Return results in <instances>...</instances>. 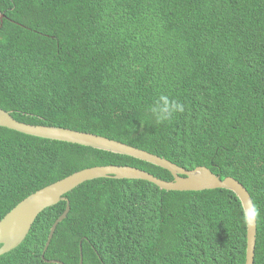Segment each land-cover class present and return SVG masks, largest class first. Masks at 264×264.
I'll return each mask as SVG.
<instances>
[{
	"label": "trees",
	"instance_id": "obj_1",
	"mask_svg": "<svg viewBox=\"0 0 264 264\" xmlns=\"http://www.w3.org/2000/svg\"><path fill=\"white\" fill-rule=\"evenodd\" d=\"M163 22L171 39L162 38ZM207 33L240 47L228 60L229 85L184 81V66L173 60V44ZM160 93L184 105L163 123L150 113ZM0 107L22 122L92 132L188 169L236 177L260 210L254 264H264V0H202L185 12L175 0H0ZM109 164L173 180L169 170L133 156L0 126V220L31 193ZM67 197L72 207L47 259L246 264L242 202L229 189L165 190L147 180L102 177ZM66 206L46 208L0 264H60L42 254Z\"/></svg>",
	"mask_w": 264,
	"mask_h": 264
},
{
	"label": "water",
	"instance_id": "obj_2",
	"mask_svg": "<svg viewBox=\"0 0 264 264\" xmlns=\"http://www.w3.org/2000/svg\"><path fill=\"white\" fill-rule=\"evenodd\" d=\"M0 126L46 139L65 141L113 153L126 154L161 166L169 170L173 175V180H166L137 166L114 164L78 170L31 193L0 220V256L14 250L25 241L38 216L46 208L60 201H66V209L54 222L42 254L43 259L49 263L65 264L58 259H47L45 254L58 225L67 218L71 210V201L67 197V194L84 182L97 178L143 179L155 183L165 190L199 191L225 188L233 191L242 203L244 201L247 202L249 199L254 203L250 191L240 180L232 175L222 178L207 166H197L196 168L188 169L148 150L92 132L61 126L22 122L16 119L10 111L1 107ZM247 236L246 264H254L258 238V217L253 226L247 225ZM83 263L84 256L82 254L80 264Z\"/></svg>",
	"mask_w": 264,
	"mask_h": 264
},
{
	"label": "clouds",
	"instance_id": "obj_3",
	"mask_svg": "<svg viewBox=\"0 0 264 264\" xmlns=\"http://www.w3.org/2000/svg\"><path fill=\"white\" fill-rule=\"evenodd\" d=\"M201 1L187 0L185 3L179 4L175 0V7L179 12L192 11L200 5ZM158 26L162 32V38H170L167 24L163 22ZM208 47L211 49V54L208 52ZM239 48V46L225 41L221 34L207 33L204 38L194 37L181 47H175L173 44V60L179 61L184 66V81L197 82L201 77H205L209 80L208 87H218L229 85L232 72L228 60L237 53ZM212 54L220 59L214 60L211 57ZM201 91L205 92L206 90ZM183 111L184 105L181 102L164 93H160L150 107V113L157 123L169 121L176 113ZM240 213L241 221L251 227L259 217L260 210L249 199L241 204Z\"/></svg>",
	"mask_w": 264,
	"mask_h": 264
},
{
	"label": "bare ground",
	"instance_id": "obj_4",
	"mask_svg": "<svg viewBox=\"0 0 264 264\" xmlns=\"http://www.w3.org/2000/svg\"><path fill=\"white\" fill-rule=\"evenodd\" d=\"M245 15V14H244ZM178 77V76H177Z\"/></svg>",
	"mask_w": 264,
	"mask_h": 264
}]
</instances>
